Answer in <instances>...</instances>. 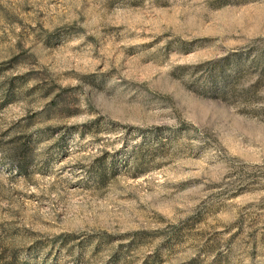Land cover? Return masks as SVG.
<instances>
[{
  "label": "rangeland",
  "instance_id": "obj_1",
  "mask_svg": "<svg viewBox=\"0 0 264 264\" xmlns=\"http://www.w3.org/2000/svg\"><path fill=\"white\" fill-rule=\"evenodd\" d=\"M0 264H264V0H0Z\"/></svg>",
  "mask_w": 264,
  "mask_h": 264
},
{
  "label": "trees",
  "instance_id": "obj_2",
  "mask_svg": "<svg viewBox=\"0 0 264 264\" xmlns=\"http://www.w3.org/2000/svg\"><path fill=\"white\" fill-rule=\"evenodd\" d=\"M10 156H11V160L12 161H17L18 162L17 165L19 166V168L21 170L24 169L25 163L22 160L17 158L18 155H17L16 151L11 153ZM108 171H109V169H108L107 166H103L102 168H100L98 170L99 176L101 177L102 180H104L106 178V172H108Z\"/></svg>",
  "mask_w": 264,
  "mask_h": 264
}]
</instances>
